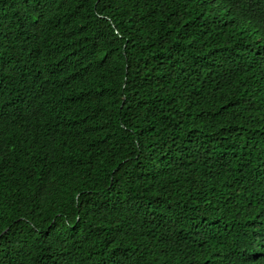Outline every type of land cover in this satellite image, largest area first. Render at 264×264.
Instances as JSON below:
<instances>
[{"label":"trees","instance_id":"trees-1","mask_svg":"<svg viewBox=\"0 0 264 264\" xmlns=\"http://www.w3.org/2000/svg\"><path fill=\"white\" fill-rule=\"evenodd\" d=\"M0 264H264V0H0Z\"/></svg>","mask_w":264,"mask_h":264}]
</instances>
